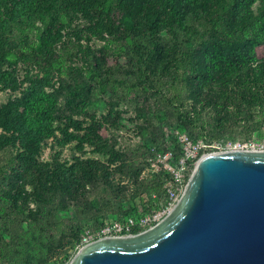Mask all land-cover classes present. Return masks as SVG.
Masks as SVG:
<instances>
[{"label":"trees","instance_id":"16d2710c","mask_svg":"<svg viewBox=\"0 0 264 264\" xmlns=\"http://www.w3.org/2000/svg\"><path fill=\"white\" fill-rule=\"evenodd\" d=\"M68 2L100 13L106 32L117 34L129 50L126 67H105L98 57L88 56L86 67L70 68L66 79L56 76L60 39L50 32ZM35 29L38 42L30 37ZM169 41L173 46L164 63L161 51ZM22 47L32 48L31 55ZM259 47H264V0H0V88L20 91L0 105L1 258L13 264H49L61 247L73 242L77 250L87 228L147 214L136 208L119 211L109 185L84 164L39 161L55 135L61 99L77 107L102 84L116 104L142 101L158 120L146 128L157 147L165 142L164 123L212 140L251 138L263 128L256 120L264 116ZM13 52L33 66L22 80L8 68L12 62L7 56ZM165 81L170 92L158 88ZM8 149L16 154L1 157ZM34 169L39 178L31 191L11 184L15 175ZM86 183L95 185L96 205L78 207L75 217L63 216ZM167 183L158 177L148 181V189L163 202L161 208ZM86 220L93 223L85 226Z\"/></svg>","mask_w":264,"mask_h":264},{"label":"rangeland","instance_id":"374dc122","mask_svg":"<svg viewBox=\"0 0 264 264\" xmlns=\"http://www.w3.org/2000/svg\"><path fill=\"white\" fill-rule=\"evenodd\" d=\"M65 11L56 30L50 32V36L60 39L55 71L57 77L66 79L70 68L86 67L88 56L98 57L105 67L128 65L127 46L119 40L117 34L106 32L99 12L90 11L82 4L72 3L68 4ZM38 26L41 27L42 24L39 23ZM36 31L37 29L30 32V37L38 42ZM17 36L16 31L13 37ZM171 46L173 42L170 41L163 45L161 62L168 63L167 50ZM21 49L31 55L32 48ZM15 54L13 52L7 56L12 62L8 68L15 69L22 80L28 71H33V66L19 61ZM258 55L260 58L264 57V47L258 48ZM170 86L165 81L158 88L170 92ZM19 95L20 91L0 88V105L7 104ZM147 109L142 101L116 104L102 84H97L88 91L77 107L61 99L55 135L48 141L39 161L46 163L58 160L68 167L84 164L87 171H97L102 181L109 185L110 199L117 204L119 211L136 208L139 212L150 213L161 209L163 204L158 195L148 189V181L154 177L165 183H174L179 175H183L188 182L198 161L208 154L231 151L238 143L264 147L262 115H257L256 120H261L263 128L251 138L238 135L235 138L225 136L212 140L208 135L198 137L192 129L182 130L164 123L165 142L157 147L146 133V128L158 120ZM15 154L16 149H8L1 157L10 158ZM14 167L19 168V165ZM20 175H15L11 184L26 186L27 191H31V183L34 180L37 182L39 178L38 169L28 173L23 171ZM94 191L95 185L86 183L72 197L71 206L62 215L75 217L78 207L95 203ZM92 223L93 220H86L85 226ZM76 254L77 250L72 242L55 250L49 264H70ZM0 264H13L1 258V249Z\"/></svg>","mask_w":264,"mask_h":264},{"label":"water","instance_id":"95a60500","mask_svg":"<svg viewBox=\"0 0 264 264\" xmlns=\"http://www.w3.org/2000/svg\"><path fill=\"white\" fill-rule=\"evenodd\" d=\"M70 264H264V150L202 157L164 220L86 245Z\"/></svg>","mask_w":264,"mask_h":264},{"label":"built area","instance_id":"2783aa9c","mask_svg":"<svg viewBox=\"0 0 264 264\" xmlns=\"http://www.w3.org/2000/svg\"><path fill=\"white\" fill-rule=\"evenodd\" d=\"M236 150H264V147H256L254 144L241 145L238 143L234 149H231V151ZM187 183L183 175H179L174 183H167L165 186L167 190V201L159 210L140 216H129L123 219L113 220L105 223V225L96 230L87 228L77 246V252L86 245L103 238L133 236L151 229L174 210L185 192Z\"/></svg>","mask_w":264,"mask_h":264}]
</instances>
